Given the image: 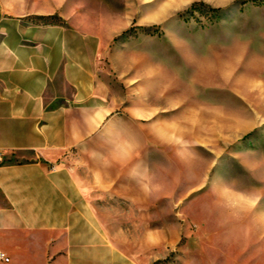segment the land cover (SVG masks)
Instances as JSON below:
<instances>
[{"label": "crops", "instance_id": "1", "mask_svg": "<svg viewBox=\"0 0 264 264\" xmlns=\"http://www.w3.org/2000/svg\"><path fill=\"white\" fill-rule=\"evenodd\" d=\"M91 1L0 0V264H147L176 242L154 216L169 172L103 74L123 24Z\"/></svg>", "mask_w": 264, "mask_h": 264}, {"label": "rangeland", "instance_id": "2", "mask_svg": "<svg viewBox=\"0 0 264 264\" xmlns=\"http://www.w3.org/2000/svg\"><path fill=\"white\" fill-rule=\"evenodd\" d=\"M105 1L103 74L176 194L147 264H264V0Z\"/></svg>", "mask_w": 264, "mask_h": 264}, {"label": "built area", "instance_id": "3", "mask_svg": "<svg viewBox=\"0 0 264 264\" xmlns=\"http://www.w3.org/2000/svg\"><path fill=\"white\" fill-rule=\"evenodd\" d=\"M3 157V153L0 151V160H2ZM0 260L8 262L9 261V257L2 251H0Z\"/></svg>", "mask_w": 264, "mask_h": 264}]
</instances>
